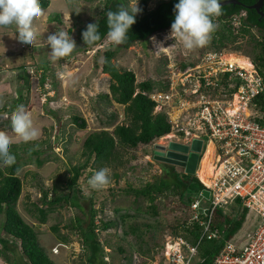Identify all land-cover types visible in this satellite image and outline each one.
Instances as JSON below:
<instances>
[{
	"label": "rangeland",
	"instance_id": "1",
	"mask_svg": "<svg viewBox=\"0 0 264 264\" xmlns=\"http://www.w3.org/2000/svg\"><path fill=\"white\" fill-rule=\"evenodd\" d=\"M141 1L137 2L138 8ZM160 1L146 0V10L154 8ZM103 2L49 0L47 8L42 9V15L33 22L36 37L31 46L19 43L14 35V26H0V131L12 139V144L24 142L11 131V118L17 106L23 105L39 133L35 140L21 143L18 148L16 162L21 165L18 176L22 189L15 209L24 222L33 228L38 243L54 264H88L80 235L69 228L75 219L85 224L88 215L87 195H91L94 202L96 224L100 219L114 220L125 210L132 215L123 221L120 228L110 226L97 232L105 264L156 262L160 244L173 235L174 228L179 230L176 224L184 217L177 196H156V215L152 216L147 200L131 192L170 171L172 165L155 160L152 154L155 146L166 147L173 140V132L133 149L117 146L114 161L102 166L108 169L109 175V183L103 189L93 190L87 184L92 173L102 168L90 160L77 181L81 198L73 195L77 198L78 209L71 206L70 202L49 205L53 190L59 195L70 192L66 185L71 177V169L85 160L81 147L84 138L94 131L111 132L115 125L125 122L123 106L109 101V77L100 70L102 57L99 52L104 47L113 48L117 44L105 37L100 44L86 51L78 47L80 31L99 17ZM54 14H57L58 20H49ZM214 24L218 26V22ZM231 24L234 39L219 50H215L217 37L214 33H211L206 45L188 50L183 48L178 38L169 36L171 28H168L153 34L144 42H135L127 49L117 47L112 62L120 70L132 71L135 83L150 80L154 84L153 90L162 86L161 75L167 67L192 59L196 63L197 56L210 50L221 52L222 62H226V57L234 53L246 57L255 65L252 52L254 41L260 40L258 32L250 29L248 34L239 33L236 17L231 20ZM57 30L68 32L76 48L68 57L53 61L49 56L50 48L46 38ZM41 76H44L42 83ZM105 95L108 99L104 98ZM12 105L14 108H10ZM169 112L172 117L174 112L171 109ZM248 112L250 110L246 108ZM75 115L85 120L84 129L77 130L72 124L71 119ZM182 122L179 119V123ZM30 150L38 154L29 155ZM203 154L198 160V166ZM35 158L41 161L40 166H37ZM173 168L175 172L182 173L179 167ZM195 190L192 186L184 199L188 196L190 200L196 198L198 194ZM42 191H51V197L47 199L46 196V201H43ZM201 204H207L206 200H202ZM35 207L47 211L43 224L37 220ZM255 223L256 218L248 213L240 230L233 235V241L240 242ZM53 227L57 228V232L52 231ZM0 235L3 233L0 232ZM60 237L66 241H61ZM55 247L57 253L54 254L52 250ZM7 256L14 264H25L16 247L12 252L8 251ZM0 264L9 263L0 255ZM92 264L101 263L96 259Z\"/></svg>",
	"mask_w": 264,
	"mask_h": 264
},
{
	"label": "trees",
	"instance_id": "2",
	"mask_svg": "<svg viewBox=\"0 0 264 264\" xmlns=\"http://www.w3.org/2000/svg\"><path fill=\"white\" fill-rule=\"evenodd\" d=\"M221 1L225 0H219V2ZM237 1L240 5L227 4L221 6L220 15L213 17V23L218 22V26L212 32L217 37L215 50H219L225 47V43L233 41L232 31L234 28L231 20L236 17L239 33L248 34L250 29H255L259 32L260 40L254 41L252 58L256 66L263 67L264 33H261V30L264 29V2L259 9L262 15H259L255 10L246 8V6L254 4L256 0ZM39 2L42 9L47 8L49 5V0H39ZM176 2L178 0H162L154 8L146 10V0H142L140 11L135 15V22L128 31L127 39L123 43L117 44L116 47H104L99 52L102 57L100 70L109 77V101L123 106L125 122L115 125L111 132L107 130L94 131L84 138L81 147L85 160L82 164L72 167L71 177L66 185L67 189L72 193L59 195L53 190L49 205L59 202H70L71 206L78 209L77 198H81V196L79 195L77 181L90 160H92L94 165L102 167L114 161L117 146L133 149L139 144L150 143L154 139L169 133L170 125L166 117L161 113H153L154 103L146 96V93L153 90L154 84L150 80L135 83L133 72L118 69L112 60L116 55L117 47L127 49L135 42H144L153 34L170 28L174 20V4ZM121 3H124V1L104 0L102 11L94 21L98 22L99 25L100 40L93 45H86L80 34L79 49L86 51L101 43L106 37L107 31L106 11L115 12ZM49 20H58L57 14L50 16ZM80 32L82 33V31ZM43 79L44 76H41V83ZM104 98L108 99L107 95ZM252 104L253 111L256 113L255 120L264 125V93L255 97L252 100ZM10 108H14V106L12 105ZM71 121L77 130L85 128L86 122L80 116H73ZM21 143L23 144L24 142ZM21 143L11 144L10 146V151L15 155V163L10 167L0 169V216L2 217L0 232L3 233L2 236L0 235V255L9 264H14L8 258L7 252H12L16 247L19 249L22 258H24L25 264H54L38 243L37 234L33 228L24 222L15 209L22 189V182L18 176L21 165L16 162L18 148L22 145ZM28 154L37 155L38 152L30 150ZM35 162L37 166H40V160L35 158ZM170 167V171L165 172L163 176H156L153 182L146 183L140 189H132L131 192L147 200L148 209L152 216L156 215V207L154 205L156 196H177L179 206L184 212V217H182L179 224H176L179 230L174 228L172 233L174 236H180L189 242H194L199 236V227L194 221L188 222L191 216L189 204L192 200H190L189 196L186 197L187 199L184 198L192 186L196 188V194L203 189V186L194 176L177 173L174 171L173 166ZM73 195H76L77 198ZM86 198L88 200V215L87 220L84 222L85 224H82L81 220L75 219V223H72L69 228L80 235V242L86 252L87 263L92 264L98 259L101 264H105L103 262V249L97 238V232L106 230L110 226L120 228L123 221L132 217V215L125 210L122 214L116 216L114 220L103 221L100 219L99 223L96 224L94 222L96 210L93 207L92 196L87 195ZM41 199L46 201V191H42ZM35 210L38 213V222L43 224L46 220L47 211L37 207H35ZM247 215V210L239 207L236 203L229 206L226 211L222 209L216 210L213 216V224L218 229L220 238L201 241L196 252L197 258L201 261L196 264H210L224 242L230 240L240 230ZM133 230V228L130 229L131 232ZM52 231L57 232V228L53 227ZM60 239L63 242L66 241L64 237H60ZM162 246L163 243L160 244L161 248Z\"/></svg>",
	"mask_w": 264,
	"mask_h": 264
},
{
	"label": "built area",
	"instance_id": "3",
	"mask_svg": "<svg viewBox=\"0 0 264 264\" xmlns=\"http://www.w3.org/2000/svg\"><path fill=\"white\" fill-rule=\"evenodd\" d=\"M221 55L210 50L197 56L196 63L192 59L167 67L161 75L162 86L146 93L154 103L153 113L166 117L173 132L171 142L189 148L193 140H200L198 157L211 144L213 168L207 183L197 175L198 161L192 175L208 191L207 204H201L205 199L200 193L189 204L188 222L199 227L198 238L189 242L169 236L151 264L200 262L196 252L201 241L220 238L213 224L216 210L226 211L235 203L252 214L256 223L240 242L233 237L225 241L210 264H264V125L255 120L252 107V100L264 93V66L249 62L241 67L220 61ZM51 195L46 192L47 199ZM52 253H57L56 247Z\"/></svg>",
	"mask_w": 264,
	"mask_h": 264
},
{
	"label": "clouds",
	"instance_id": "4",
	"mask_svg": "<svg viewBox=\"0 0 264 264\" xmlns=\"http://www.w3.org/2000/svg\"><path fill=\"white\" fill-rule=\"evenodd\" d=\"M138 0H126L113 12L106 11V38L113 44L123 43L127 39L128 31L135 22V15L140 11ZM174 20L171 23L169 36L179 39L184 49L201 47L209 42L211 33L216 25L213 17L219 16L221 6L219 0H178L174 4ZM42 15L39 0H0V26L15 28V38L21 45L31 46L36 32L33 22ZM98 22L88 23L81 36L86 45H93L100 40ZM49 46V56L55 61L68 57L76 48L75 41L69 33L57 30L46 38ZM11 131L24 142L35 140L39 133L33 126V121L18 105L11 118ZM12 139L0 131V169L10 167L15 163V155L10 151ZM109 183L107 168L95 170L88 178L87 184L93 190L103 189Z\"/></svg>",
	"mask_w": 264,
	"mask_h": 264
},
{
	"label": "water",
	"instance_id": "5",
	"mask_svg": "<svg viewBox=\"0 0 264 264\" xmlns=\"http://www.w3.org/2000/svg\"><path fill=\"white\" fill-rule=\"evenodd\" d=\"M264 0H256V2L250 6H246L247 9L255 10L259 15H262L259 12V9ZM227 4L240 5L237 0H225L220 2V6H224ZM201 150V141L193 140L191 146L188 148L185 145L170 142L166 147L164 146H155L153 152V158L155 160L176 165L184 168V173L193 175L195 171V167L198 161V154ZM200 195L207 200L208 199V191L205 189H201L199 192Z\"/></svg>",
	"mask_w": 264,
	"mask_h": 264
},
{
	"label": "bare ground",
	"instance_id": "6",
	"mask_svg": "<svg viewBox=\"0 0 264 264\" xmlns=\"http://www.w3.org/2000/svg\"><path fill=\"white\" fill-rule=\"evenodd\" d=\"M226 60L230 63L237 64L241 67H248L249 60L241 55H234L230 54L226 57ZM237 107L235 106V109ZM246 112V110H245ZM170 137V136H169ZM165 137V138H169ZM164 139V138H163ZM212 156V146L211 144H208L207 148L205 149V152L200 160L199 163V169L197 170V175L203 180V182L207 183L206 178H209L212 175V166H211V160L210 157Z\"/></svg>",
	"mask_w": 264,
	"mask_h": 264
},
{
	"label": "flooded vegetation",
	"instance_id": "7",
	"mask_svg": "<svg viewBox=\"0 0 264 264\" xmlns=\"http://www.w3.org/2000/svg\"><path fill=\"white\" fill-rule=\"evenodd\" d=\"M257 31V30H256ZM258 32V31H257ZM259 33V32H258ZM261 33H264V29L261 30ZM260 35V34H259ZM153 155V154H152ZM171 165V164H170ZM173 167H179L180 169H182V173H184V168L180 167V166H176V165H172Z\"/></svg>",
	"mask_w": 264,
	"mask_h": 264
}]
</instances>
